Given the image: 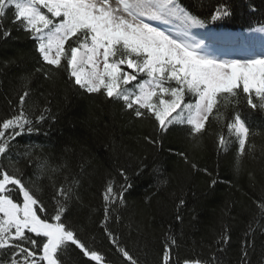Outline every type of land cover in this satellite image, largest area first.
<instances>
[{
	"label": "snow or ice",
	"instance_id": "6c2138e0",
	"mask_svg": "<svg viewBox=\"0 0 264 264\" xmlns=\"http://www.w3.org/2000/svg\"><path fill=\"white\" fill-rule=\"evenodd\" d=\"M10 12L9 22L34 42L35 73L45 79L65 73L74 89L118 103L133 119L150 123L156 134L183 126L188 149L177 155L192 169L197 165L188 151H198L209 135L218 153L235 152L237 170L256 151L250 142L256 133L247 116L264 115V55L239 59L211 55L203 41L191 35L193 29L205 28L206 21L179 0H0V35L5 40L11 35L4 26ZM228 15V6L220 4L211 20ZM29 82L21 85L17 109L0 120V264H78L77 256L85 258L84 264H108L70 216L80 201L77 175L69 170L59 182L49 175L52 192L46 202L40 176L65 166L52 168L46 158L26 151L25 167L35 163L36 168L28 176L9 155L12 142L25 132L38 133L36 125L50 111L25 110ZM144 140L155 146L158 135L149 133ZM119 175L125 181L119 188L113 178L104 184L101 227L122 264H141L108 228L110 220H119L124 193L131 187L122 169ZM184 203L181 199L179 206ZM256 207L264 217V198ZM178 247L177 240L166 235L160 264H217L214 253L180 258L174 254ZM247 255L242 253L241 264H248Z\"/></svg>",
	"mask_w": 264,
	"mask_h": 264
},
{
	"label": "trees",
	"instance_id": "16d2710c",
	"mask_svg": "<svg viewBox=\"0 0 264 264\" xmlns=\"http://www.w3.org/2000/svg\"><path fill=\"white\" fill-rule=\"evenodd\" d=\"M179 2L206 21L205 28L196 29L201 33H247L264 28V0ZM220 4L228 6L230 15L213 22L211 15ZM10 17L11 12L4 26L11 35L6 40L0 35V120L17 109L18 94L26 80L30 81V98L25 110L35 114L44 108L50 111L46 120L36 125L38 133L25 132L12 142L9 155L28 176L36 168L35 163L25 167L26 151L46 158L52 168L65 166L58 173L40 176L38 183L44 187L46 202L52 192L49 175L57 182L69 170L77 175L80 201L70 216L83 229L82 237L91 240L108 264L122 261L101 227L102 191L109 178L117 188L125 183L119 175L121 169L131 187L124 193L119 220H110L108 228L141 264H160L166 235L177 240L174 254L180 258H207L214 253L217 264H241L242 253L247 251L248 264H264V217L256 207L264 198V115L247 116L256 133L250 139L256 151L242 161L239 170L234 167L235 152L218 153L210 135L198 151H188L189 159L197 165L192 169L177 155L188 149L183 126L174 125L166 133L156 134L150 123L133 119L118 103L74 89L65 73L58 72L52 79L35 73L34 42L9 22ZM149 133L158 135L157 145L145 142ZM212 180H216L214 186ZM181 199L185 203L179 206ZM75 258L84 264L85 258Z\"/></svg>",
	"mask_w": 264,
	"mask_h": 264
},
{
	"label": "rangeland",
	"instance_id": "374dc122",
	"mask_svg": "<svg viewBox=\"0 0 264 264\" xmlns=\"http://www.w3.org/2000/svg\"><path fill=\"white\" fill-rule=\"evenodd\" d=\"M192 38L203 41L211 55L222 59H239L264 55V29L249 33L229 32L204 35L192 30Z\"/></svg>",
	"mask_w": 264,
	"mask_h": 264
}]
</instances>
